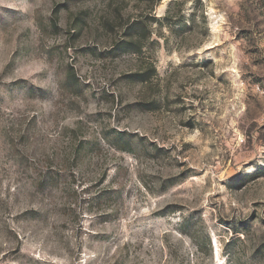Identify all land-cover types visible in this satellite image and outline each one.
<instances>
[{
  "label": "rangeland",
  "instance_id": "obj_1",
  "mask_svg": "<svg viewBox=\"0 0 264 264\" xmlns=\"http://www.w3.org/2000/svg\"><path fill=\"white\" fill-rule=\"evenodd\" d=\"M260 91L264 0H0V264H264Z\"/></svg>",
  "mask_w": 264,
  "mask_h": 264
},
{
  "label": "trees",
  "instance_id": "obj_2",
  "mask_svg": "<svg viewBox=\"0 0 264 264\" xmlns=\"http://www.w3.org/2000/svg\"><path fill=\"white\" fill-rule=\"evenodd\" d=\"M142 48L141 44V36L140 35H132L129 33V29L126 30L124 37L113 50H117L118 54H123L126 52L139 53Z\"/></svg>",
  "mask_w": 264,
  "mask_h": 264
},
{
  "label": "built area",
  "instance_id": "obj_3",
  "mask_svg": "<svg viewBox=\"0 0 264 264\" xmlns=\"http://www.w3.org/2000/svg\"><path fill=\"white\" fill-rule=\"evenodd\" d=\"M260 92L264 93L263 91H260Z\"/></svg>",
  "mask_w": 264,
  "mask_h": 264
}]
</instances>
